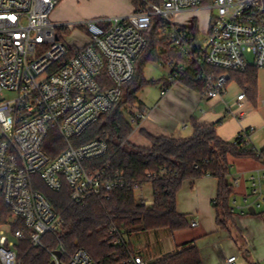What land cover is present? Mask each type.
Returning a JSON list of instances; mask_svg holds the SVG:
<instances>
[{
    "label": "built area",
    "instance_id": "1",
    "mask_svg": "<svg viewBox=\"0 0 264 264\" xmlns=\"http://www.w3.org/2000/svg\"><path fill=\"white\" fill-rule=\"evenodd\" d=\"M143 2L128 16L60 24L51 17L59 0H0V264H22L19 240L27 237L32 247H43L44 236L57 233L64 222L36 187L37 176L53 190L67 184L78 204L91 196L109 197L128 185L123 172L111 170L110 161L100 162L109 150L107 139L78 145L73 140L124 97L154 17L175 54L159 62L169 66L171 82L193 74L202 84L201 92L212 99L225 93L231 71L264 68V0ZM203 8L210 11L206 29L197 26L196 17L189 24L178 20L184 12ZM63 25L81 29L85 42H65L59 32ZM237 100L238 115L243 116L249 101L245 89ZM145 117L139 110L130 120L137 126ZM52 133L65 143L55 156L46 147ZM241 141L261 154L251 144L249 130L233 140ZM262 162V168L248 175L242 212H251V206L254 212L264 209ZM233 184L239 185L237 177ZM133 188L139 201L153 203L143 193L138 195L139 184ZM236 203L234 196V211ZM110 232L114 243H124L116 227ZM59 250L60 256L52 251L55 264H98L85 248H77L66 260L63 245ZM119 264L149 262L131 253ZM224 264H238V255H228Z\"/></svg>",
    "mask_w": 264,
    "mask_h": 264
},
{
    "label": "trees",
    "instance_id": "2",
    "mask_svg": "<svg viewBox=\"0 0 264 264\" xmlns=\"http://www.w3.org/2000/svg\"><path fill=\"white\" fill-rule=\"evenodd\" d=\"M208 1L210 0H204ZM143 3V0H134L136 8ZM60 31H68V27L60 26ZM145 34L146 48L137 60L133 78L124 86L122 100L73 140L78 145L99 137L107 139L109 150L100 162L110 161L111 170L123 172L128 185L113 191L109 197L91 196L84 204H78L72 201L71 188L67 184L61 190H53L37 176L36 187L63 216L64 222L57 233H47L44 236L43 247H32L27 237L19 240L17 246L22 264H51L52 251L59 250L62 245L65 249L62 257L65 260L77 248L82 247L98 264H119L133 253L129 240L125 238L126 233L131 235L140 230L157 228L175 231L190 225L189 216L177 209V194L185 180L203 175L218 178L217 203L214 204L217 223L231 229L227 220L221 218L235 213L232 209L235 190L231 178V159L251 156L264 161V148L260 149L261 154L258 155L247 142L235 144L233 140L222 139L217 133L219 121L196 122L192 135L183 138L174 135L155 136L142 130L150 145L134 146L131 149L125 147L135 129V124L130 120L135 114L133 105L136 104L138 110L143 109L138 93L145 85L156 82L153 78L145 77L146 63L163 61L173 53L161 35L159 18L152 19ZM230 75L231 80H237L249 95L257 88V68H248L243 72L231 71ZM181 82L196 90L202 89V84L193 74L183 76ZM110 113H114L113 116ZM46 147L55 156L65 147V143L58 133H52ZM136 183L141 187L152 184L151 205L137 199L133 188ZM112 227L117 228L119 236L124 240L123 244L114 243L110 232ZM149 264L204 263L198 246L185 244L182 249Z\"/></svg>",
    "mask_w": 264,
    "mask_h": 264
},
{
    "label": "crops",
    "instance_id": "3",
    "mask_svg": "<svg viewBox=\"0 0 264 264\" xmlns=\"http://www.w3.org/2000/svg\"><path fill=\"white\" fill-rule=\"evenodd\" d=\"M61 2L62 0L59 2V6ZM122 2L121 9L115 15L128 16L132 14L135 10L134 1L122 0ZM197 11H201V9H197ZM102 12L100 9L94 10L90 18L108 17ZM52 18L62 24L68 23L58 11L54 12ZM249 68L256 67L250 66ZM262 70L264 68H257V88L252 94H248L249 101L243 116L238 115V104L235 106L227 102L228 86L222 97L209 99L201 91L185 83L171 82L168 79L169 75L160 79L158 82H161V93L157 96L159 98L156 101L140 97L138 93L143 105V109L140 110L146 113V117L139 125L135 126L129 140L131 141L137 133L140 146H148L150 141L142 133V130L155 136L174 135L183 138L192 135L196 122L219 121L217 133L222 139L232 141L240 132L249 130L251 144L258 149L264 148V111L260 107L262 103L264 104V88L261 86V77L264 75ZM231 81L236 82L240 90L243 89L237 80ZM166 83L168 84L166 85ZM135 111H139L138 108ZM231 162V178L239 179V185H234L235 193H239L243 177H245L247 191L250 185L248 175L251 171L262 168L263 162L251 156L232 158ZM218 188L219 180L212 175L185 180L177 194V209L180 213L189 216L190 225L175 231L169 228H157L134 232L137 233L134 240L132 237L129 238L132 252L151 263L182 249L185 244H196L204 264H224L225 258L233 253L238 255V264L241 254L245 256L247 264H260V260L264 257L262 255L264 226L260 229L254 227L250 217L236 211L234 213L236 224L233 228L228 230L219 225L217 209L213 204V200L218 194ZM240 194L244 197L245 193ZM147 198L153 201V197ZM194 221L198 224L193 225ZM252 252H254L255 258L249 259Z\"/></svg>",
    "mask_w": 264,
    "mask_h": 264
},
{
    "label": "rangeland",
    "instance_id": "4",
    "mask_svg": "<svg viewBox=\"0 0 264 264\" xmlns=\"http://www.w3.org/2000/svg\"><path fill=\"white\" fill-rule=\"evenodd\" d=\"M209 2L210 1L204 2V5H207ZM122 4H123L122 0H62L61 5L59 6L58 3L54 11L52 12L51 17L55 11H58L62 18H65L68 22L71 23V22L89 19L91 13H93L94 10L97 9L102 10L103 11L102 13L104 15H107L108 17H112L115 16V13H117L121 9ZM209 16H210V11L206 8H203L201 9V11L192 10V11L184 12L181 14L178 20L183 23L189 24L196 17L197 26L203 30L208 27ZM57 23L62 24L61 22H57ZM60 33L62 35V38L65 40V42L68 43L72 42L80 45L85 42V34L81 29L73 28L72 30H70V27H68V31H63V32L60 31ZM171 55H175L174 52ZM169 72H170L169 66H163L159 62H155V61L147 62L144 67V75L145 77L155 79L156 82L145 85L144 88L141 91H139V96L147 98L149 100L154 99L153 101H156L159 98L157 96L159 95V93H161L160 92L161 82H158V80L167 77L169 75ZM262 72L264 74V70H262ZM227 86H228V93L226 98L227 102L236 106L238 104L237 103L238 93L242 89L240 90L239 85L234 81H230ZM261 86L264 88V75L261 77ZM6 94L10 95L9 92H7ZM133 107H134L133 109L135 110L137 108V105L135 104L133 105ZM260 107L264 111L263 103L262 105H260ZM113 114L114 113H110L109 115L113 116ZM138 136L139 135L136 133V135L132 137L131 141H129V143L125 145V147L127 149H131L134 146H140L137 140ZM245 191H246V181H245V177H243L241 180V188L238 191L239 193H235L236 194L235 197L237 199V203L235 204L236 205L235 211L241 215H247L248 217H250L253 221L252 225L254 227L256 228L258 227L259 229L263 228L264 226L263 208H259L258 211L256 212H249L244 209L245 210L244 213H246L244 214L242 213L241 207H239V206L242 207L244 206V197L240 193L244 194ZM137 193L138 195L143 193L144 196L152 198L153 197L152 184L151 183L146 184L144 188L138 190ZM221 218H223V220L225 221L227 220L228 227L233 228L234 225L236 224L234 214L223 215L221 216ZM136 236L137 233H133L131 235H128V233L125 234V238L127 240H129L130 237H132V239L134 240ZM153 244L151 245L153 246ZM262 255H264V251L262 252ZM254 258H255L254 252H252V256L249 259H254ZM239 264H247V260L243 254L240 255ZM260 264H264V257L260 260Z\"/></svg>",
    "mask_w": 264,
    "mask_h": 264
},
{
    "label": "water",
    "instance_id": "5",
    "mask_svg": "<svg viewBox=\"0 0 264 264\" xmlns=\"http://www.w3.org/2000/svg\"><path fill=\"white\" fill-rule=\"evenodd\" d=\"M250 211H251V212H254V211H255L254 207L251 206V207H250ZM55 252H56V254H57L58 256L61 255V251H60V250H57V251H55ZM51 264H55V261L52 260Z\"/></svg>",
    "mask_w": 264,
    "mask_h": 264
}]
</instances>
